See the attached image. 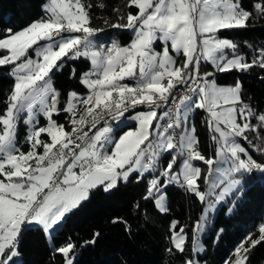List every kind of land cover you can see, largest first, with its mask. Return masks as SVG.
<instances>
[{
    "label": "snow or ice",
    "instance_id": "snow-or-ice-1",
    "mask_svg": "<svg viewBox=\"0 0 264 264\" xmlns=\"http://www.w3.org/2000/svg\"><path fill=\"white\" fill-rule=\"evenodd\" d=\"M42 7L44 14L26 27L0 32V66H10L14 78L0 113V264H21L29 226H39L63 264H76L71 238L59 247L55 243L65 218L94 190L111 193L133 174L138 181L151 176L144 199L161 213L169 211V185H179L206 205L192 226L191 240L194 254L204 251L200 236L215 203L242 195L253 172L264 175V160L254 159L241 143L264 155V112L245 102L241 80L219 86L214 78L216 72L264 70V47L253 49L248 59L237 42L220 35L264 17V0H253L250 9L243 0H126L125 7L135 13H122L123 23L104 21L131 30L126 46L101 41L105 30L92 25L93 5L87 0H46ZM81 59L90 62L89 70L78 76L73 67L69 78L78 76L87 93L70 91L61 108L53 76ZM202 64L214 71L202 72ZM140 106L147 111H138ZM200 109L208 113L212 157L199 150L190 123V114ZM61 112L69 114L70 131L53 118ZM39 117L46 126H38ZM129 119L137 126L125 130L121 125ZM21 121L28 126L27 151L19 146ZM248 133H256L259 143ZM164 157L170 159L160 166ZM195 162L207 166L206 174ZM201 180L207 190L201 189ZM178 225L176 220L170 225V253L186 249L188 233ZM258 232V238L249 234L241 241L225 264H247L251 250L264 242V224ZM100 235L95 232L84 243L95 245ZM184 264L199 261L188 258Z\"/></svg>",
    "mask_w": 264,
    "mask_h": 264
},
{
    "label": "trees",
    "instance_id": "trees-1",
    "mask_svg": "<svg viewBox=\"0 0 264 264\" xmlns=\"http://www.w3.org/2000/svg\"><path fill=\"white\" fill-rule=\"evenodd\" d=\"M93 7L90 9L92 25L103 28L108 37L115 36L117 41L128 44L132 35L126 29L111 28L104 23H123L119 19L122 13H135L137 9L125 7L126 0H87ZM46 0H0V32L11 27L13 31L20 30L32 21L39 19L44 13L42 6ZM103 4L100 8L98 5ZM253 0H243V5L250 9ZM119 9L120 11H116ZM220 35L233 39L240 46L241 54L250 59L255 55L253 49L264 47V17L255 19L246 29L224 30ZM75 67L77 74L90 68L87 60L69 61L63 71L53 76V87L61 92L63 108L70 91L86 94L77 78L69 75ZM8 67L0 68V113L6 108L5 100L12 89V79L7 73ZM214 71L208 64H202V72ZM264 70L256 67L247 72L237 71L218 73L214 78L218 85H233L237 79L243 84V98L254 109L264 112ZM69 114L61 112L54 119L64 124L67 131ZM128 115V114H127ZM199 140V150L206 157L214 156V144L206 129V114L196 110L192 118ZM20 122L19 132H24ZM253 143H259L256 133H248ZM47 138V136H45ZM241 143L249 148V152L257 161L264 160V155L252 149L246 141ZM170 157H164L161 165ZM206 174L207 166L195 162ZM148 177L137 180L132 175L127 183H121L111 193L102 189L94 190L87 201L67 215L63 226L58 230L55 243L59 247L71 238L77 245L76 264H184V260L193 258L191 240L193 222L199 218L202 205L196 197L184 192L181 187L167 188L169 211L160 214L151 200H145ZM203 187V181H198ZM139 205V207H137ZM231 210V211H230ZM119 218L122 222L113 223ZM173 220L185 226L188 242L184 253L169 252L172 248L169 239V229ZM126 222V224L124 223ZM264 224V175L253 172L246 179L242 195H230L218 209L211 228L203 238L204 253L197 255L200 264H225L237 245L251 234L258 238V228ZM126 225L130 231H126ZM223 232L220 233V230ZM95 232L100 237L95 245L84 242L93 238ZM219 233V237H218ZM83 245V246H81ZM21 264H63L60 254L54 253L39 227H29L23 235ZM247 264H264V242L256 245L249 254Z\"/></svg>",
    "mask_w": 264,
    "mask_h": 264
},
{
    "label": "rangeland",
    "instance_id": "rangeland-1",
    "mask_svg": "<svg viewBox=\"0 0 264 264\" xmlns=\"http://www.w3.org/2000/svg\"><path fill=\"white\" fill-rule=\"evenodd\" d=\"M43 8V7H42ZM126 31L129 33V34H131L132 36H133V34H132V32H131V30H129V29H126ZM224 31V30H223ZM133 38V37H132ZM223 38V37H222ZM100 39H101V41H103L104 43H105V45L106 46H108V45H110V43H111V41L112 40H116L117 41V37H115V36H111V37H108L106 34H101V36H100ZM130 43V42H129ZM122 45V44H121ZM127 44H124V45H122V46H126ZM154 47L156 48V50L157 51H160L161 49H162V43L161 42H157L155 45H154ZM89 62V61H88ZM90 63V62H89ZM209 66H211L210 64H208ZM91 66V65H90ZM3 67H8V71H7V73L9 74V71H10V66H0V68H3ZM212 67V66H211ZM207 72H209V71H207ZM218 73H220V72H218ZM225 73V72H224ZM10 76V75H9ZM10 78L12 79V82H13V84H14V78H12L11 76H10ZM126 82V81H125ZM130 82H132V83H134V81H130ZM127 83V82H126ZM219 86H230V85H219ZM12 87H13V85H12ZM66 104V103H65ZM200 110H202V111H204L205 112V114H206V129H207V132H208V136H209V138H210V140L213 142V140L211 139V136H212V133L210 132V130H209V127H208V123H207V120H208V113L205 111V110H203V109H200ZM195 112H196V110L193 112V113H191L190 114V123L191 124H193V117H194V115H195ZM67 114V113H66ZM134 114V113H133ZM67 118H68V115H67ZM39 120H40V125H38V126H46V123H47V121L43 118V117H39ZM69 122V121H68ZM21 123H22V125L25 127L24 128V132H19V125H18V140H19V146H20V148H21V150H23V151H27L28 150V148H29V145H28V143L25 141V136H26V134H27V131H28V126H26V125H24L23 124V121H21ZM194 125V124H193ZM137 125H136V122L135 121H133V120H128L127 122H126V126L125 125H121V127L122 128H125V130H127V128H135ZM45 136H47L46 134H42L41 135V139H44V140H49V138L47 137H45ZM213 144H214V142H213ZM40 151H42V149H40ZM214 153H215V145H214ZM133 175H135V174H133ZM146 176H147V174H146ZM215 177H213V179H214ZM149 179H151V176L150 177H148V180ZM199 183V182H198ZM170 186H177V187H180L179 185H169L168 187H170ZM200 187H201V189L202 190H207V185L206 184H204V186L202 187L201 185H200ZM182 188V187H181ZM182 190L184 191V192H187V194L189 193V194H191V195H194V194H192V193H190V192H188V191H186L184 188H182ZM229 196H226L225 198H224V200L223 201H220L219 203H215V205H214V209L209 213V216H208V221H207V224H206V226H205V230H204V232L201 234V236H200V243L202 244V240H203V238L207 235V233H208V231H209V229L211 228V225H212V221H213V219H214V217H215V215H216V213H217V211H218V209L220 208V206L221 205H223L224 203H225V200L228 198ZM197 199V198H196ZM214 199V198H213ZM198 200V199H197ZM198 202L202 205V207H201V212H200V214H199V217L203 214V212H204V208L206 207V205L205 204H202L199 200H198ZM156 207V206H155ZM157 209V208H156ZM157 211H158V209H157ZM159 212V211H158ZM160 214H164V213H161V212H159ZM199 219V218H198ZM197 219V220H198ZM196 220V221H197ZM196 221H194L193 222V225H194V223L196 222ZM29 227H35V226H29ZM36 227H39V226H36ZM178 230V229H177ZM169 233H170V231H169ZM169 239H170V234H169ZM170 245L172 246V244H171V242H170ZM203 245V244H202ZM204 248V247H203ZM193 253V252H192ZM204 253V251H202V252H200V253H193V259H196V256L197 255H202ZM200 264V263H199Z\"/></svg>",
    "mask_w": 264,
    "mask_h": 264
},
{
    "label": "built area",
    "instance_id": "built-area-1",
    "mask_svg": "<svg viewBox=\"0 0 264 264\" xmlns=\"http://www.w3.org/2000/svg\"><path fill=\"white\" fill-rule=\"evenodd\" d=\"M137 110H142V111H147V108H145L144 106H140V108H138ZM127 115V114H126ZM94 131V130H93Z\"/></svg>",
    "mask_w": 264,
    "mask_h": 264
},
{
    "label": "bare ground",
    "instance_id": "bare-ground-1",
    "mask_svg": "<svg viewBox=\"0 0 264 264\" xmlns=\"http://www.w3.org/2000/svg\"><path fill=\"white\" fill-rule=\"evenodd\" d=\"M67 121H68V120H67ZM68 126H69V127H68L69 129H68L67 131H70V129H71V125L69 124V122H68Z\"/></svg>",
    "mask_w": 264,
    "mask_h": 264
},
{
    "label": "crops",
    "instance_id": "crops-1",
    "mask_svg": "<svg viewBox=\"0 0 264 264\" xmlns=\"http://www.w3.org/2000/svg\"><path fill=\"white\" fill-rule=\"evenodd\" d=\"M127 83H129V84H134V83H132V82H130V81H126ZM139 111V110H138Z\"/></svg>",
    "mask_w": 264,
    "mask_h": 264
}]
</instances>
